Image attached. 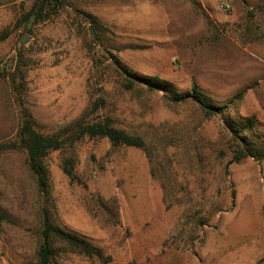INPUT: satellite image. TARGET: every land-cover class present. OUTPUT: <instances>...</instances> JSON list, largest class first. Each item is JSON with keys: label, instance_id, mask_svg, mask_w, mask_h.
<instances>
[{"label": "rangeland", "instance_id": "1", "mask_svg": "<svg viewBox=\"0 0 264 264\" xmlns=\"http://www.w3.org/2000/svg\"><path fill=\"white\" fill-rule=\"evenodd\" d=\"M37 1L0 0V142L26 108L44 134L109 116L147 151L83 136L45 157L47 194L0 151V264H36L44 209L105 264H264V160L226 167L230 123L254 116L263 138L264 0H64L26 30ZM193 84L226 110L173 99ZM54 263L104 264L60 246Z\"/></svg>", "mask_w": 264, "mask_h": 264}, {"label": "trees", "instance_id": "2", "mask_svg": "<svg viewBox=\"0 0 264 264\" xmlns=\"http://www.w3.org/2000/svg\"><path fill=\"white\" fill-rule=\"evenodd\" d=\"M64 0H38L33 7L22 16V21H26L25 29L29 30L31 24L43 20L51 12L46 10L48 5L52 10H56L64 5ZM90 31L94 38H99L98 21L95 17H89ZM147 83L151 89L164 87L157 79H140ZM14 79V74L12 80ZM129 82H131L129 80ZM127 87H131L130 84ZM174 100L191 99L198 103L207 114L224 112L228 104L217 105L205 99L203 93L197 85L193 84L191 89L183 95L172 92ZM244 91L234 96V99L242 97ZM231 102V101H230ZM255 117H246L238 124L234 121L230 123L234 144L232 148V157L226 167L232 163L240 161L246 157H252L256 160H264V132L260 143H256L253 138L256 136L254 131ZM106 137L114 146L123 145L140 148L147 151L143 139L137 135H132L125 130L115 126L109 116L99 119H85L83 117L72 122L52 134L39 132L34 125V121L26 108H21L19 113V126L15 137L11 140L0 142V151L9 149L22 150L25 153L26 164L30 172L34 175L37 188L40 192L47 194L49 191V170L45 164V157L53 150L62 149L65 146H72L81 137ZM64 172L72 176L70 160H66ZM0 219L3 215L0 213ZM64 247L68 251L83 254L88 257H94L102 263L111 261V256L103 252L101 248L94 245L85 237L64 230L54 224L50 214L46 209L43 210L40 227V243L36 251V264H55L54 259L58 247Z\"/></svg>", "mask_w": 264, "mask_h": 264}, {"label": "water", "instance_id": "3", "mask_svg": "<svg viewBox=\"0 0 264 264\" xmlns=\"http://www.w3.org/2000/svg\"><path fill=\"white\" fill-rule=\"evenodd\" d=\"M26 40V37L23 36L22 39H21V42H24Z\"/></svg>", "mask_w": 264, "mask_h": 264}]
</instances>
